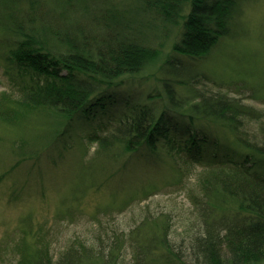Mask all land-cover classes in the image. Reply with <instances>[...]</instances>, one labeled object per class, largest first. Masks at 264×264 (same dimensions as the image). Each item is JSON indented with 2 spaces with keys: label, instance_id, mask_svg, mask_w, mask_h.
Instances as JSON below:
<instances>
[{
  "label": "trees",
  "instance_id": "16d2710c",
  "mask_svg": "<svg viewBox=\"0 0 264 264\" xmlns=\"http://www.w3.org/2000/svg\"><path fill=\"white\" fill-rule=\"evenodd\" d=\"M244 2L0 0V67L8 78V90L0 93V120L12 125L36 119L46 126L36 135L19 133V163L66 145L73 125L81 123L88 130L77 149L80 179H96L143 145L149 167L166 156L180 180L195 165L201 168L199 193L187 197L200 229L184 243L167 239V229L174 227L169 218L158 219L152 230L141 228L144 222L116 236L104 230L103 238L106 226L98 220L94 243L74 239L56 262L43 240L33 241V248L17 245L21 264H124L118 253L127 247L130 264H264V169L259 172L247 156L238 162L214 151L204 127L200 143L210 158L189 130L222 125L233 134L237 151L264 160V111L223 92L204 95L195 85L199 76L208 81L194 71L196 62L237 35ZM166 35L176 41L164 54ZM141 73L156 83L143 97L129 92ZM121 88L125 96L115 93ZM184 135L190 146L182 144ZM22 224L25 233L28 223Z\"/></svg>",
  "mask_w": 264,
  "mask_h": 264
},
{
  "label": "rangeland",
  "instance_id": "374dc122",
  "mask_svg": "<svg viewBox=\"0 0 264 264\" xmlns=\"http://www.w3.org/2000/svg\"><path fill=\"white\" fill-rule=\"evenodd\" d=\"M243 1L237 35L232 37V41L221 42L209 55L196 62L198 67L194 71H201L208 81L199 76L195 85L198 86L197 91L204 95L223 92L264 111V0ZM167 35L162 41L165 42L164 54L168 53L172 41H176L175 37L170 43ZM174 57L180 59L177 55ZM184 63L188 65L189 61ZM144 73L138 77L137 88L129 90L134 96L143 97L142 94L153 92L151 89L156 83L145 81ZM7 79L0 67V93L8 90ZM115 93L125 96L127 90L121 88ZM25 121L16 120L9 125L0 120V264H21L17 245L26 244L33 248V241L42 240L48 244L46 247L56 262L64 247L74 239L93 244L95 239L92 237L99 234L98 220L106 226L100 232L101 238L106 237L104 230L110 237L118 232L127 233L135 223L138 226L144 222L140 227H151L152 230L158 219L163 222L170 220L174 227L166 228L167 239L174 245L184 243L200 229V218L191 212V202L187 198L199 193L196 171H200V165H195L198 169L195 166L190 168L180 180L172 161H164L169 160L166 156L154 161L156 166L149 167L145 158L147 148L143 145L130 151L129 159L118 158L112 167L94 176L96 179H80L77 149L79 139L84 138L88 129L76 123L66 145L57 144L39 157L19 163V155H16L19 133L25 132L28 137L46 130L41 120ZM197 125H192L189 130L193 135L197 133L195 145L210 158L211 151L205 150L207 145L200 143L204 127L211 134L206 140L214 151L238 162L247 156L259 172L263 171L264 160L251 157V151H237L233 146L236 140L226 127L214 123ZM213 134L217 137H212ZM187 138L185 135L181 138L182 144L190 146ZM89 150L90 153L93 151ZM111 192L114 197H111ZM122 203L125 207L121 209ZM24 221L28 225L26 232L22 233ZM38 234L39 240H35ZM120 240L123 241L122 238ZM37 248L30 251L34 253ZM130 253L128 247L122 252L119 250V259L130 264Z\"/></svg>",
  "mask_w": 264,
  "mask_h": 264
},
{
  "label": "bare ground",
  "instance_id": "6f19581e",
  "mask_svg": "<svg viewBox=\"0 0 264 264\" xmlns=\"http://www.w3.org/2000/svg\"><path fill=\"white\" fill-rule=\"evenodd\" d=\"M170 118V115H167Z\"/></svg>",
  "mask_w": 264,
  "mask_h": 264
}]
</instances>
